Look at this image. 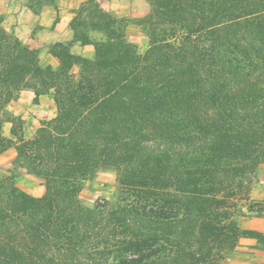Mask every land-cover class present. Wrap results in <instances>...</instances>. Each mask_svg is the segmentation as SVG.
I'll use <instances>...</instances> for the list:
<instances>
[{
	"label": "trees",
	"instance_id": "1",
	"mask_svg": "<svg viewBox=\"0 0 264 264\" xmlns=\"http://www.w3.org/2000/svg\"><path fill=\"white\" fill-rule=\"evenodd\" d=\"M147 2L143 54L122 20L88 0L74 40L50 47L58 71L0 21V154L13 144L1 135L10 123L17 158L46 187L36 198L1 186L0 264H227L241 238L264 250V234L237 220L264 164V0ZM75 42L93 45L94 58H74ZM52 88L55 118L25 141L8 103ZM100 169L118 173L117 201L84 208L82 182ZM246 210L264 216V199Z\"/></svg>",
	"mask_w": 264,
	"mask_h": 264
},
{
	"label": "crops",
	"instance_id": "2",
	"mask_svg": "<svg viewBox=\"0 0 264 264\" xmlns=\"http://www.w3.org/2000/svg\"><path fill=\"white\" fill-rule=\"evenodd\" d=\"M27 1L0 0V15L3 17V26L14 32L26 44L32 43L34 48L40 50L42 67L57 70L60 68L61 60L52 55L48 51V47L50 44L66 45L73 40L74 34L70 26L73 10L88 0H54V4L43 6L36 13L30 11L27 7ZM98 3L102 10L113 14L117 18H138L149 13V5L146 0H98ZM131 27V25H128L126 31L129 32ZM25 34L28 37L23 38ZM30 35H33V37ZM69 52L74 58L88 60L93 59L95 54L92 45H82L79 42L73 43L69 48ZM73 67H75V64H73ZM33 98L34 94L32 92L23 91L20 98L14 102V113L20 115L25 129L28 130H35L41 124L40 120H49L55 114V102L50 96L42 95L37 102H33ZM16 157L17 153L14 148H10L0 155V176L8 173V169L16 160ZM20 173L15 179L16 185L33 197H41L44 194L43 186L30 185L29 181L36 180L25 169ZM263 196L264 192L261 196H258L255 191L251 193L254 200ZM246 228L264 232V229L258 226L257 220L247 223Z\"/></svg>",
	"mask_w": 264,
	"mask_h": 264
},
{
	"label": "rangeland",
	"instance_id": "3",
	"mask_svg": "<svg viewBox=\"0 0 264 264\" xmlns=\"http://www.w3.org/2000/svg\"><path fill=\"white\" fill-rule=\"evenodd\" d=\"M86 2H88V1H86ZM85 3H83L77 9L73 10V17L75 15L74 12H77L78 10H80ZM96 3L99 5L98 0H96ZM52 4H54V0H28L27 1V7L33 13L38 12L45 5H52ZM148 5H149V3H148ZM99 7H100V5H99ZM83 8H85V14H87L86 10L88 9V5H85ZM150 9H151V7L149 5V12H150ZM106 13H108V12H106ZM85 14L83 16H86ZM109 14H111V13H109ZM111 15H113V14H111ZM147 15H145L143 17H138V18H136V17H133V18H117L116 17L118 20H122L124 22V25H125L124 32H125L126 41L135 45L138 54H143L148 49L149 44H150V39H149L148 34H147V29H146L145 25L143 24L144 23L143 21L146 19ZM73 17H72V19H73ZM0 21H1L2 28L8 34L16 37L24 46L28 47L30 50H32L36 53V55L38 56L39 65L42 67V65L40 63L42 60V58H40V50L34 48L32 43L26 44L23 40H20L14 34V32L7 30L3 26L2 15H0ZM70 25H71V22H70ZM128 25L132 26L130 28L129 32L126 31ZM83 31H86L87 34L89 35V37L93 41L105 40L104 35L100 32L91 31L88 29H86V30L83 29ZM73 34H74V32H73ZM30 36L33 37V35H30ZM25 37H28V35L27 34L23 35V38H25ZM73 40H74V37H73ZM68 44L69 43H67L66 45H68ZM52 45H56V44H50L49 45V47H48L49 52H50V47ZM73 64H75V67H73V65H72V67L70 69V75L73 77V79L77 80L79 77V74L81 72V65L78 61H75ZM42 68H45V67H42ZM46 68H50V67H46ZM59 69L54 70V71H58ZM34 89L43 90L44 88L42 86H40L35 81ZM34 89H22L20 92H18L17 97L8 103L7 111L12 115V117L21 118L20 115H17L14 113V107H15L14 102H16L18 98H20V95L22 94L23 91H30L34 94V97H35ZM54 93H55V89L52 88L50 90H47V94H44V95H48L53 99ZM33 102H35V101L33 100ZM56 114H57V107L55 104L54 117L49 119V120H47V119L40 120L41 124L35 130L34 129H31V130L25 129L23 120H22L21 124H20V122L17 121L15 128L18 132V135L20 137H22V139H24L25 141L32 140L34 138V136L36 135L38 129L42 126V124L54 119ZM10 119H12V118H10ZM10 130H11V124L10 123H3V125L1 126V135L5 139H9L10 141H12L13 144L11 145L10 148L15 149L14 144L17 143L16 138L14 136H12ZM10 148H8V149H10ZM16 153H17V151H16ZM2 154H0V155H2ZM17 157H16V160L13 161L12 165L8 169V173L3 175V176H0V193L3 192V188L1 187L3 184L6 187H8V186H11L12 182L15 184L16 188L23 191L20 187H18L16 185L15 179L21 174L20 172L23 169H25L27 171V169H26L27 167L25 166L24 161L21 159H18ZM28 174L36 180V181H29V184L32 186H38V185L43 186L44 194H45L46 187L44 185V181L42 179L36 177L35 175L29 173V172H28ZM251 180H252L251 181V188H250V192H249L248 196L246 197V199L243 197L237 201L238 224H239V227L241 229L253 230V229L246 228L247 223H250L252 221L257 220L258 226H260V228L264 229V216L256 217V216H253L252 214H248V212L246 210V207L249 203H255V202H258V201H261L264 199V196L262 198L257 199V200H254L251 197L252 191H255L258 196H261L264 192V164H261L259 166V168L257 169L254 176L251 177ZM23 192L28 194L25 191H23ZM118 194H119L118 173L113 169H100L94 174V176L87 178L86 180H84L82 182V186H81V189H80L77 197H78L79 203L84 208L92 209L96 204H99V205L107 204L108 206L115 205V203L117 201ZM28 195H30V194H28ZM36 198H38V197H36ZM255 231H258V232L264 234L263 231H260L257 229ZM248 241H251V242H248ZM223 261L227 264H264V250L261 249V246H259L255 240L247 239V238H241L239 240L237 246L234 248V250L232 252H229L228 254H226L224 256Z\"/></svg>",
	"mask_w": 264,
	"mask_h": 264
}]
</instances>
